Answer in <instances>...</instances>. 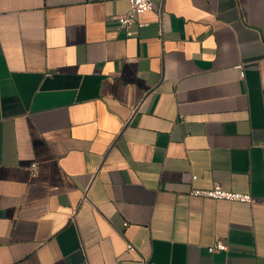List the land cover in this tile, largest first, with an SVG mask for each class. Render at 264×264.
<instances>
[{
  "label": "crops",
  "instance_id": "1",
  "mask_svg": "<svg viewBox=\"0 0 264 264\" xmlns=\"http://www.w3.org/2000/svg\"><path fill=\"white\" fill-rule=\"evenodd\" d=\"M155 2L0 0V264H264V203L189 193L264 198V0Z\"/></svg>",
  "mask_w": 264,
  "mask_h": 264
},
{
  "label": "built area",
  "instance_id": "2",
  "mask_svg": "<svg viewBox=\"0 0 264 264\" xmlns=\"http://www.w3.org/2000/svg\"><path fill=\"white\" fill-rule=\"evenodd\" d=\"M156 8L157 5L155 0H129L128 10L124 14L116 16V19L121 28L128 29L134 23H139L137 17L140 14ZM139 25L141 26L142 23H139ZM128 34H131V32L128 31ZM239 68H241L240 65ZM33 167L35 166L33 165ZM195 177L196 176L194 175L192 176L193 179ZM189 193L192 196L212 198L218 200L238 201V202H247V203H256V202L264 203V198H258L246 192L226 190L218 183L206 189L193 188L190 190ZM128 247L130 249L133 248L131 244H129ZM227 249H228L227 244L222 240H217L213 245L208 247L209 252L225 251ZM142 261L143 264H153L151 261L147 259H143Z\"/></svg>",
  "mask_w": 264,
  "mask_h": 264
}]
</instances>
